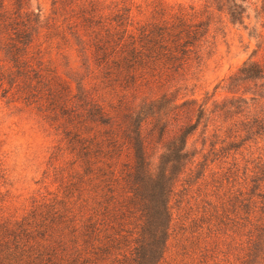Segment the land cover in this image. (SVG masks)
<instances>
[{"label":"trees","instance_id":"16d2710c","mask_svg":"<svg viewBox=\"0 0 264 264\" xmlns=\"http://www.w3.org/2000/svg\"><path fill=\"white\" fill-rule=\"evenodd\" d=\"M32 1L0 0V96L23 105L18 111H35L57 136L44 175L57 188L34 197L24 214L5 215L10 179L0 163V264H163L173 198L184 175L194 176L197 151L189 140L208 113L181 92L183 82L203 58L211 8L243 23L247 0H210L207 20L170 14L159 3L144 22H136L130 0H54L47 17ZM53 46L77 52L75 87L45 61ZM252 80H264V61L245 62L228 88L245 93ZM243 95L228 102L239 109ZM243 125L245 141L264 132V117ZM240 142L220 149L213 142L194 177L209 161L231 158L228 181L237 182L242 169L239 194L224 201L222 213L208 203L219 221L212 233L221 224L230 232L227 256L219 259L214 235L200 264H264V157L245 159L241 168Z\"/></svg>","mask_w":264,"mask_h":264},{"label":"rangeland","instance_id":"374dc122","mask_svg":"<svg viewBox=\"0 0 264 264\" xmlns=\"http://www.w3.org/2000/svg\"><path fill=\"white\" fill-rule=\"evenodd\" d=\"M53 1L33 0L32 7L39 11L42 17H47L54 8ZM111 1L115 0H106L107 3ZM209 1L130 0V3L132 2L136 22H144L151 19L154 6L159 3L166 5L170 14L180 11L187 14L196 12L202 13L199 17L201 20H207L205 10ZM245 4L247 12L243 23L232 22L227 9L219 11L211 8L213 18L203 46V58L200 63L194 62L187 80L183 82L184 88L181 92L204 103L208 113L207 120L189 140L190 148L197 151L192 166L194 176L190 178L184 175L177 195L173 198L174 222L166 262L163 264H200L206 250L213 248L214 235L218 236L220 242L219 259L227 256L224 254L227 251L226 239L230 232L225 233L224 225L221 224L222 231L215 230V233H212L218 227L216 224L219 221L210 217L212 211L210 212L208 203L218 205L219 212L222 213L224 201L228 200L230 195L239 194L242 169L238 173L237 182L228 181L225 173L231 158L226 159L228 163L209 161L204 175L194 178L204 155L210 153L212 143L216 142L215 147L220 149L233 140L241 141L237 154L241 168L246 163L245 159L255 160V164L260 156L264 157V132L251 134L250 139L242 140L246 137V132L242 130L244 122L253 117H264V80H252L245 93L243 89L233 92L228 88L230 75L237 72L245 62L264 61V0H247ZM46 51L45 61L75 87L76 81L70 77V73L81 70L75 49L60 50L53 46L47 47ZM242 94L247 102L242 103L239 109L236 108L238 103L232 106V103L228 102L233 97L240 98ZM17 107L23 105L9 103L0 96V163L10 179V194L4 213L15 216L28 211L34 197L46 194L47 189L54 192L57 188L52 176L44 179L50 151L56 144L57 136L48 129L35 111L26 107L23 111H18ZM227 109L229 112L225 113L224 110ZM236 130L238 132H235ZM236 134H241V137L235 138ZM211 158L212 155L209 160ZM251 166L253 167V163ZM250 187L249 182L247 190ZM6 189L7 187H3V191ZM216 255L218 261V254Z\"/></svg>","mask_w":264,"mask_h":264}]
</instances>
